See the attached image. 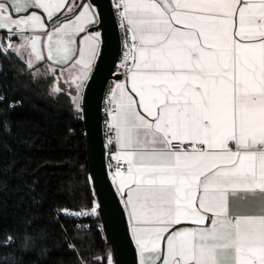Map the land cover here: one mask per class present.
<instances>
[{"label":"crops","instance_id":"0c3cea01","mask_svg":"<svg viewBox=\"0 0 264 264\" xmlns=\"http://www.w3.org/2000/svg\"><path fill=\"white\" fill-rule=\"evenodd\" d=\"M122 1L133 52L108 156L131 166L111 180L139 264H264V0ZM95 21L86 2L0 0L7 49L84 88Z\"/></svg>","mask_w":264,"mask_h":264},{"label":"trees","instance_id":"16d2710c","mask_svg":"<svg viewBox=\"0 0 264 264\" xmlns=\"http://www.w3.org/2000/svg\"><path fill=\"white\" fill-rule=\"evenodd\" d=\"M6 36L0 30V264H109L103 218L91 213L82 112L55 89L49 63L29 68Z\"/></svg>","mask_w":264,"mask_h":264},{"label":"water","instance_id":"95a60500","mask_svg":"<svg viewBox=\"0 0 264 264\" xmlns=\"http://www.w3.org/2000/svg\"><path fill=\"white\" fill-rule=\"evenodd\" d=\"M99 17L94 27L100 32V52L88 79L82 98V120L85 128L89 176L104 220L116 264H139L126 214L111 180L103 140L102 105L110 80H121L113 74L119 61L121 39L112 0H93Z\"/></svg>","mask_w":264,"mask_h":264},{"label":"built area","instance_id":"2783aa9c","mask_svg":"<svg viewBox=\"0 0 264 264\" xmlns=\"http://www.w3.org/2000/svg\"><path fill=\"white\" fill-rule=\"evenodd\" d=\"M112 4H113V9L117 20V25L121 39L120 57L113 74L119 73L124 76L129 71L132 52H133L131 34H130L127 18L125 16L123 1L112 0ZM116 82L117 80L114 79L108 82L107 87L105 89L103 105H102L103 140L106 148L107 158L109 157L108 154L111 151L117 152L116 149H113V144L117 134V127L113 123V119L118 115V106L112 96ZM196 148L197 147L194 144L185 141L173 142L170 143L169 145V149L172 151L192 150ZM109 164L114 172L121 174H127L131 169L130 163L121 159L119 156H115L114 158L109 157ZM69 214L77 215V213H69ZM87 214L88 212L85 210H83L81 213V215L83 216ZM236 220H237L236 217L232 218V221H236Z\"/></svg>","mask_w":264,"mask_h":264},{"label":"rangeland","instance_id":"374dc122","mask_svg":"<svg viewBox=\"0 0 264 264\" xmlns=\"http://www.w3.org/2000/svg\"><path fill=\"white\" fill-rule=\"evenodd\" d=\"M81 2H86L93 9V11L95 12V16H96V21L94 25L97 26L99 22V17H98L97 8L93 0H79V2L76 1V5H79ZM47 70H48L47 72L55 76V79H56L55 89L67 91L71 95L72 99H74L73 101L75 103L76 108L82 112V98H83V93H84V87H83L84 84L80 85L76 83V77H75L76 72L71 69L62 70L59 68H55L51 65L47 66ZM107 165H108V171H109L110 177L112 179V174L114 171L111 169L110 164H107ZM91 213L94 216L100 215L102 217L101 210H100V207L97 201H96V207ZM103 227H104L105 236L110 242V238H109L104 220H103ZM109 264H116V258H115L113 249H111L109 253Z\"/></svg>","mask_w":264,"mask_h":264}]
</instances>
